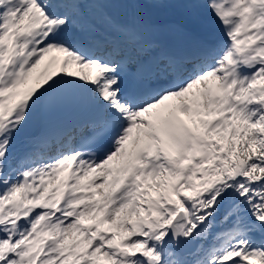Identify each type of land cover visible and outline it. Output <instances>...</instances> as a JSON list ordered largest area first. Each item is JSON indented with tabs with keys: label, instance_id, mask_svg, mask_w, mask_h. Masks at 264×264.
<instances>
[{
	"label": "snow or ice",
	"instance_id": "1",
	"mask_svg": "<svg viewBox=\"0 0 264 264\" xmlns=\"http://www.w3.org/2000/svg\"><path fill=\"white\" fill-rule=\"evenodd\" d=\"M0 264H264V0H0Z\"/></svg>",
	"mask_w": 264,
	"mask_h": 264
},
{
	"label": "water",
	"instance_id": "2",
	"mask_svg": "<svg viewBox=\"0 0 264 264\" xmlns=\"http://www.w3.org/2000/svg\"><path fill=\"white\" fill-rule=\"evenodd\" d=\"M40 120H36L34 119L29 127L25 130V132L22 134L23 137H26V136H32V135H37L39 134V130H40Z\"/></svg>",
	"mask_w": 264,
	"mask_h": 264
},
{
	"label": "bare ground",
	"instance_id": "3",
	"mask_svg": "<svg viewBox=\"0 0 264 264\" xmlns=\"http://www.w3.org/2000/svg\"><path fill=\"white\" fill-rule=\"evenodd\" d=\"M218 31H219L218 28H216L215 26H212L208 29V34L209 35H216L218 33ZM22 141H23V138L21 137V142L18 144V147L23 146Z\"/></svg>",
	"mask_w": 264,
	"mask_h": 264
}]
</instances>
